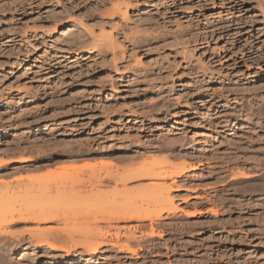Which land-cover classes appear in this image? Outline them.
I'll return each mask as SVG.
<instances>
[{"label":"rangeland","instance_id":"obj_1","mask_svg":"<svg viewBox=\"0 0 264 264\" xmlns=\"http://www.w3.org/2000/svg\"><path fill=\"white\" fill-rule=\"evenodd\" d=\"M121 2L131 5L125 24L120 15H106ZM56 17L67 22L59 34L51 30ZM84 25L104 39L93 54L83 51L94 47ZM108 39L110 47L104 44ZM260 58L264 0H0V200L14 199L0 204L40 201L47 207L37 189L38 195L30 191L44 182L66 192L50 203L53 208L60 203V222H28L10 231L25 232L29 239L27 233L37 227L65 226L66 234L71 230L70 236L82 241L84 229L108 227L104 215L120 207L119 200L112 207L111 197L104 204L87 198L92 191L119 190L114 183L93 188L88 178L168 160V168L188 163L198 169L166 181L182 190L171 192L177 212L155 225L160 237L150 238L141 251L135 246L137 255L104 248L89 264H264ZM202 67L210 72L203 74ZM161 147L167 150L157 151ZM22 159L29 162L20 164ZM240 173L248 178L236 176ZM21 181L31 187H19ZM150 181H131L127 188L134 191ZM199 195L203 201L195 199ZM124 202L128 209L133 206ZM150 202L143 206L148 214L157 210ZM103 207L112 209L101 212ZM194 212L199 215H188ZM144 224L145 234L150 222ZM126 239L122 235L123 243ZM28 252L12 257L26 264H58L65 255ZM86 258L80 250L64 264H84Z\"/></svg>","mask_w":264,"mask_h":264},{"label":"bare ground","instance_id":"obj_2","mask_svg":"<svg viewBox=\"0 0 264 264\" xmlns=\"http://www.w3.org/2000/svg\"><path fill=\"white\" fill-rule=\"evenodd\" d=\"M130 6L131 5L128 2L127 3L121 2V3H117L115 5L113 4L111 10L108 13H106V15L108 17L112 18V19L114 18V16L120 15L119 17L121 18V21L123 23L126 21L125 23H127V21H128L127 16L129 15ZM57 17H56V19L53 20L52 25H51L52 26L51 30L53 31L54 34H59V32L63 28H65L66 25H67V22H66V20L64 18H61V17L57 18ZM103 17L106 19L105 16H103ZM112 22H115V21L112 20ZM103 23H104V21H103ZM105 24L107 25V23H105ZM85 25L82 26V27L85 28L86 32L91 37V41L94 43V45H93L94 47L91 46L92 48H90V49L86 48L83 51H84L85 54H93V52L96 50V48L99 47L98 46L99 43L100 42H102V43L104 42L103 41L104 39H101V38L95 36L96 34L94 33V30L89 28V27H87V26H85ZM116 25H119V24H116ZM104 26L105 25H103L100 28V30H102V33H103V31H105V27ZM123 27H125V26H123ZM123 27H121V28H123ZM116 28H117V26H116ZM116 28L115 27L111 28V31L115 30V32H116ZM102 33H101V35H102ZM107 34L105 33V35H104V33H103L104 36L103 35L102 36L105 38V36ZM110 37H112V35ZM75 38H77V37H75ZM107 38H106V40H107ZM114 40H115V38H114ZM112 42L109 40L108 44L107 43H104V44L108 45L107 47H110V43H112ZM100 46H101V43H100ZM117 47H118V45H117ZM112 48H113V46H112ZM115 60H117V59H115ZM140 62L141 61H138V63H140ZM263 62H264V58H260L258 60V66L257 67L261 68L260 67V65H261L260 63H263ZM115 64H116V62L114 63V65ZM209 70L210 69L203 68L202 69L203 74H205ZM111 86L113 87L114 85H111ZM113 91L117 92V90H115V89H113ZM167 111L169 112V110H167ZM166 150L167 149L165 147H161V148L157 149V151H159V152L160 151H166ZM151 160H152V157H151ZM167 161L165 163L166 166L168 165ZM28 162H29V160H25V159L19 160L20 164H27ZM160 162H162V161H160ZM145 163L143 165H141L140 167L138 166L139 168H131V169L129 168V170H127L124 173L119 174V175L118 174L114 175L115 173L114 174L113 173H108L109 172V170H108L107 173L105 174V178H103L102 175H99L100 177H97L98 175H95V174H93L90 177V178L93 177L92 179H95V180H91L90 178H88L89 182L90 181H94L93 183L91 182L92 183L91 186L93 188L99 189V187L106 186V183L108 184V186H109L110 183H114L116 185L117 189H119V190H115V191L112 190L113 192L112 191L111 192H108V191L104 192L103 190H105V189L102 188L103 190H99V191H95L94 192V191H92L93 190V188H92V190H91L92 192L90 191L91 193H89L88 196H87V198H90L91 201H98V203H99V201H101L100 203H103V199L105 200V199H107V198L109 199V197H111L110 199L113 200V203L115 202L112 207H115L114 205L117 203V200H119L120 202L121 201H123V202L125 201L126 203H130L133 206L132 207L129 206L130 209H128L127 208V206H128L127 204H126L127 206L125 207V205H122L123 202L121 204L118 201V204L120 205V207H119L120 210L119 209H117V210L115 209L114 210V209H112V207H110L113 211H109V210H107V209H110V208H107L109 206H107L106 209H105V207H103L101 209V212L103 211V209L107 210L108 212L107 211L104 212L105 214L107 212V215L103 214L105 217L103 216L104 218L103 217L102 218L104 220L103 221L101 220V221L102 222L105 221V223L107 222V224H108L107 226L108 227L104 226V229H103V228L100 227L101 225L98 227L95 224L96 227L95 226H93V227L91 226L92 228H89V229L87 228L88 229L87 231H86V229H84L85 233L83 232L84 234H82V235H84L83 238H82L83 239L82 241H78L77 239H76L77 240L76 241L75 238L72 237V235L70 236V233H72L70 229H69L70 230L69 235L66 234L64 232V230H63L65 228V226H64L65 224L63 225L64 228L62 230L54 229V228H50V227H48V229H45V228L42 229V227H37L36 230H34V231L31 230L32 232H28L27 233V234H29L28 235L29 239H27V235H26L25 232H23V233H19V232L18 233H16V232L14 233L13 232L12 233L10 231V228L12 226H19V225H22V224H26L28 222H31V223L32 222L33 223L36 222L38 225H45V224H50V223H53V222H60L62 220L61 219V217L63 216L62 213L59 214V212L56 210V208L60 205V203H58V206L55 204L56 207L54 206V208H53L52 205H50V203H51V201L52 202L55 201V199L58 200L59 198H61L64 194H66V192L65 191H64V193L60 192L61 188L59 189V186L58 185H54V183L52 184V183H45L44 182L45 184L43 183V185H41V186L37 185L38 186L37 188H36V186H33V187L30 186L33 190L29 189L30 191H34V192L37 189L39 191L38 194L40 193V195L42 196L41 200H44V202H47V204L49 203L50 206L47 205V207H46V205L45 206L42 205L43 203L41 204L40 201H38L40 203L36 202L37 204H39V206H36L37 204H32V202H31L32 205L31 204L29 205V203L27 202L28 200L26 201V199H28V198L25 199V201L27 203L23 202V203H21L18 206H16L17 205L16 204L15 205L16 207L9 206V205L1 206V204H0V264H26V263H22V262H17V260H15L12 256L16 255V254H19L21 252H28V251H31V250L38 251V250H41V249H45V251H46L44 253L45 256H52L54 253H65V255H60V257L58 259L59 260L58 264H64L65 261H68V260L72 259L74 257V254H77L78 251L83 250L86 253V257H87L86 258V262L84 264H89V263L93 262L92 260L94 258H97L102 251H104V248H115L116 250H118L119 253H126V254H131V255H137L138 254L137 250H135V246L139 247L140 251L143 250V249H146L147 247L144 246V245L150 242L149 239L160 235V234H157V229H155V227H156L155 225L161 226L162 224L160 222L163 219L165 214H167L168 216L174 215L177 212V210H178V207L175 206V200H174L175 198L172 197L171 192H181L182 189H180V188L174 189L176 183L172 182L171 184H168L166 181L168 179L169 180L173 179V181H174V178H181L183 175L187 174L188 172H191L192 170H196L198 168H197V165H195V167H192V165H189L188 163H187L188 165L185 164L184 167H177V166L173 167L172 166V167H169V168L166 167L165 165H163L164 162L162 164L161 163L148 164L147 161H146ZM168 166H170V165H168ZM199 166H200V164H199ZM99 171H101V170H99ZM95 172H93V173H95ZM96 174H97V172H96ZM237 175H239V176L241 175V177L248 178V175L245 174V173L236 174V176ZM69 179H71V178H69ZM77 179H79V178H77ZM73 180H75V178H73ZM73 180L71 182H73ZM82 180L85 181V179H82ZM135 180H151V181L148 183L147 186H142L140 189H137V190L135 189L134 191L128 189L127 188L128 183L131 182V181H135ZM46 181H48V180H46ZM62 181H63V179H62ZM65 181H67V180H65ZM71 182H69V183H71ZM81 183H78V184H81ZM76 184H77V182H76ZM20 185L21 186L23 185L22 181H21V183H19V187H21ZM115 185H114V188H115ZM23 186L26 187V188L29 187V186L27 187L25 185H23ZM14 187H16V186H14ZM60 187H62L61 184H60ZM112 187H113V185H112ZM5 189H8V188L5 187ZM64 189H66V186H65ZM8 190L10 191V189H8ZM29 190H27V192H28L27 195L28 196H30L31 193H32V192L29 193ZM71 190H72V188H71ZM11 191H12V189H11ZM15 192H17V191H14L12 193H15ZM35 193L37 194V191ZM72 195H70V196H72ZM76 195H79V194H76ZM22 196H19V197H22ZM68 196H69V194H68ZM8 198H9V200H7ZM10 198H11V196L10 197L8 196L4 200L5 201L7 200L6 202L9 203V201H11L13 199V198L12 199H10ZM22 198H25V197H22ZM30 198H32V197H30ZM71 198H73V197H71ZM83 198L85 199V196ZM147 198L149 200H147ZM195 199L203 201L204 198L200 197V195H199V196H196ZM4 200L2 199V200H0V202L4 201ZM19 200H22V199H19ZM80 200H81V202L83 201L81 198H80ZM70 201H72V200H70ZM70 201L68 203H70ZM75 201H77V198H76ZM89 201L87 199V204H88ZM105 201H107V200H105ZM149 201H151L150 203L155 204L156 207H157V210L155 212H153V213H150V214L146 213L145 209L143 208L144 204H146V202H149ZM60 202H62V201H60ZM73 202L74 201H72L71 203H73ZM98 203L96 202L95 206ZM61 204L63 205V203H61ZM67 205L68 204H66V206ZM74 205H76V204H74ZM78 205H79V203H78ZM86 205L84 203V206H82V208L85 207ZM121 205H122V208H127V209L126 210H124V209L122 210ZM102 206H106V205H102ZM110 206H111V204H110ZM63 207L65 208V204L63 205ZM96 207H94V208L96 209ZM99 207H101V206L99 205ZM99 207H97L96 211L98 210ZM146 207H148V206H146ZM76 208L78 209V206L73 208V210L76 209ZM80 208H81V206H80ZM86 208L88 209V206ZM116 208H118V207H116ZM84 212H86V211H84ZM90 212L92 213V211H90ZM99 212H100V210H99ZM214 214H216V213H214ZM93 215L91 214L90 216H93ZM188 215L191 216V217H195V216H198L199 213L198 212H194V213H191V214H188ZM80 216L78 215V218ZM64 217H66V216H64ZM87 217H85V218H87ZM75 218L76 217H74V219ZM96 218L97 217H95V219ZM69 221H71V219ZM147 221L150 222V231L148 233L146 232L144 234L143 233V229H144V226H145L144 223L147 222ZM90 222H91V220H90ZM90 222H88L87 224H89ZM126 222H135V223H137V225L136 226H132V227H127V228L126 227H122V229L118 228V227H115L113 225V223H126ZM66 223H68V222H66ZM69 224H71V223H69ZM66 227H67V225H66ZM82 228H84V227H82ZM66 229H68V228H66ZM27 231H29V230H27ZM66 232H67V230H66ZM138 232L141 234V236H140L141 240L138 239L140 241H138V242L135 241L136 244L134 242L132 244V242H131L132 240H137L136 238H137V233ZM65 235H66L67 239L64 238ZM122 235L127 236L126 240L128 242L126 241V243L125 242L123 243L121 241ZM145 238H147V240ZM144 239L146 240V242H142V241H144ZM55 242H57V243H55ZM68 245H70V246H68ZM152 247H154L156 249L155 245L152 246ZM26 254L27 253H25L24 255H26Z\"/></svg>","mask_w":264,"mask_h":264}]
</instances>
